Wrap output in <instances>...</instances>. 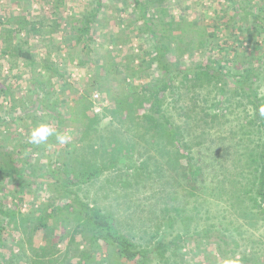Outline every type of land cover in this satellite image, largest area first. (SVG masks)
<instances>
[{
	"label": "rangeland",
	"instance_id": "rangeland-1",
	"mask_svg": "<svg viewBox=\"0 0 264 264\" xmlns=\"http://www.w3.org/2000/svg\"><path fill=\"white\" fill-rule=\"evenodd\" d=\"M96 1L0 0V130L3 131V137L12 146L19 139L24 144L20 155L29 157L28 160L37 168L45 162L62 161L72 150L78 152V157L85 158L86 155L88 159L100 160L104 155L103 148L111 140H119L120 144L113 145L116 155L122 156L123 163L93 182L81 184L74 189L92 205L113 211L119 229L142 247L154 248L158 241L168 242L178 233L186 235L180 242L178 254L169 249L166 252L167 260L155 257L151 264H180L182 260L184 264L211 263V260L204 261V256L205 251L214 253L216 249L213 245L207 243L199 248L196 242L185 240L192 233L196 235V229L204 233L205 229L210 228L212 235L215 232L211 228L212 224L229 227L232 237L240 244L232 245L236 247L237 258L247 253L250 258L258 257L261 264H264V219L257 221L241 217L239 207H230L227 197H216L209 190L210 186L219 183L222 175L235 177L236 170L240 172L246 169L249 162L245 147L248 148L249 132L254 131L249 125L251 109L246 99L237 92L227 90L229 93L224 95L220 109L215 102L218 89L212 85L180 89L175 96L166 93L164 110L184 135L183 145L187 148L185 155L190 154L195 161L202 160L207 167L204 166L205 180L199 183L207 188L203 194L194 191L200 197L185 188V179L174 170L178 158L177 148L167 143L164 136L155 140L144 127H132L118 120L112 121L110 116H106L96 130L84 137L81 124L67 120L69 116H66L64 122H59L50 118L46 110L35 109V102L40 97L49 100L59 98L61 111L71 113L83 90L98 73V65L103 60L97 57L101 53L107 55L109 51L117 64L112 65L120 68L118 75H126L123 64L125 58L131 57L132 64L140 68L141 72L128 71V81L137 85L160 82L159 71L149 67L154 40L145 30L140 11L134 9L129 0H102L103 5L94 19L95 42L91 50L95 51H92L91 57L85 51L84 42H75L78 25L83 23L81 19L93 12ZM244 4L251 5L256 11L257 7H264V0H245ZM232 12L228 0H165L162 6H151L149 11L157 23L161 18L174 21L169 39L175 48V55L186 47L192 48L191 41H195L193 48H189L180 59L185 65L207 60L210 57L209 51L215 58L224 53H242L243 50L252 53L251 41L244 40L241 43L244 34L229 29L223 23ZM57 18L61 20V25ZM193 21L199 22V25L190 24ZM204 25H208L206 35L202 37L205 44L199 46V30ZM160 26L163 31V25ZM8 28L16 29L12 32L11 41ZM261 42L259 52L262 53L264 34ZM7 45H10L8 49ZM19 48L31 52L36 61L35 66L28 59L14 54ZM175 55L172 54L176 59ZM44 65H57L62 69L60 71L66 69V73L63 78H52ZM234 67L241 69L242 64L238 63ZM118 75L114 76L115 83ZM37 78L44 81L50 78L52 86L48 94H44L46 91L35 90ZM260 93L264 95V72ZM92 98L96 111L104 112L113 107L111 96L105 91L94 88ZM216 115L219 117L213 122L212 118ZM40 124L50 125L55 132L46 142L29 150L25 145L32 144L31 132ZM56 134L67 135L70 140L61 144L54 136ZM90 143L93 148H89ZM184 157L179 163L186 164L187 157ZM129 159L134 166L125 165ZM225 185L230 187L231 183ZM0 186L4 208L9 213H22L34 222L49 205L51 198H54L53 204L58 200V197H52V190L46 185L42 189L17 193L16 183L6 178L0 181ZM176 209L180 210V215ZM64 212L47 220L49 228L41 226L33 231L27 228L16 230L12 224H7V216H1L0 221L8 228L0 244V264L74 263L77 260L75 255L85 250V231L75 233L74 222L69 226L60 222ZM187 216H191L190 219ZM102 264L111 263L106 261Z\"/></svg>",
	"mask_w": 264,
	"mask_h": 264
},
{
	"label": "trees",
	"instance_id": "trees-1",
	"mask_svg": "<svg viewBox=\"0 0 264 264\" xmlns=\"http://www.w3.org/2000/svg\"><path fill=\"white\" fill-rule=\"evenodd\" d=\"M129 1L132 3L134 9L140 11L141 18L144 19L145 30L154 40V49L151 51L149 67H155L159 71L160 82L152 85H137L128 81V71L133 73L138 70L141 72L140 68L132 64L131 57L125 58L126 62L123 64L126 75H118L120 68L112 65L115 63L112 60L114 57L109 51L107 55L101 53L97 57L98 60H103L98 65V73L92 78L88 87L83 90L77 101V105L73 107L74 109L71 113L61 111L58 104L60 102L59 98L49 100L47 97H40L35 102V109L41 108L46 110L50 118L59 122H64L66 116H69L67 120L72 123L78 122L81 124L84 137L88 136L93 130H96L101 120L106 116H110L112 121L118 120L119 123L132 127H144L151 132L155 140L158 137L162 138L164 136L167 139V143L177 148L176 153L178 154V158L175 161L176 165L173 166L174 170L185 179V183L187 184L185 188L191 190V194L200 197L194 191L197 190L203 194L204 189L207 188V186H200L199 184L205 180L206 166L202 160L195 161L192 160L190 154L185 155L187 148H184V135L180 131V128L174 125L170 116L164 110L166 93L175 96L180 89H197L212 85L218 89L217 101L215 102L217 108L220 109L219 105L222 103L224 95L229 93L227 90L235 91L239 96L246 99L251 109L249 112V125L254 131L249 132L248 148L245 147L249 155V162L246 169H242L240 172L236 170L235 177H231L232 175H222L219 183L215 186H210L209 190L216 197L225 199L227 197L229 199L228 202L231 203L230 207H239L241 209V217L247 220L256 219L257 221L264 219V115L260 113V108L264 106V95L260 93L264 72V51L262 53L259 52L262 46L261 38L264 34V14L262 13L264 7H257L255 11V8L251 5L244 4L245 0H228L233 12L223 23L229 29L237 30V32L244 34L243 40L240 41L241 43L244 40L251 41L253 44L251 54L243 50L242 53L235 52L234 55L224 53L223 55L221 54V58H215L212 52L209 51L210 57L207 60L198 61L194 65H185L180 62V59L189 48H193L195 41H191L192 48L186 47L175 55L173 51L175 48H173V43L169 39L172 34L174 21L161 18L157 23L152 19L153 14L149 13L151 6L159 8V6L165 3V0ZM96 4L93 12L85 16V19H81L83 23L78 25V32H76L74 38L76 43H85V51L88 52L89 57L92 56V51L93 53L95 51V49L91 50L92 44L95 42L94 19L98 16L103 2L102 0H97ZM57 19L61 25V20ZM193 23L199 25L197 21H193L190 24ZM160 25H163V31L159 28L161 27ZM207 26L204 25L199 30L201 34L198 41L199 46L205 44V40L202 37L206 35ZM7 30L9 41H11L13 38L12 32L16 31V29L8 28ZM215 35L217 36V34ZM9 46L7 45L6 49ZM220 48L225 49V47ZM14 54L28 59L32 66L36 65L35 58L29 50L19 48L17 51H14ZM172 54L176 56V59ZM238 63L242 64L241 69H235L234 65ZM44 66L52 78H63L66 73V69L60 71L62 69L57 65ZM116 75L118 76L115 83L114 76ZM37 83L38 85L35 90L46 91L44 94L50 92L52 86L50 78L47 81L37 78ZM231 86L234 87L231 89ZM113 87H115L116 91H114ZM94 88L99 91H105L111 96L112 108L103 110L104 112L95 110L92 98ZM142 109L144 111L140 112ZM217 116L212 118L213 122ZM111 142L112 140L107 146L104 145V155L100 160L88 159L86 155L85 158L82 156L78 157L76 155L78 152L72 150V153L67 155V157L65 156L62 161L58 160L54 163L45 162L37 168L28 160L29 157H22L20 155L24 144L18 139L16 144L10 145L5 137H3V131L0 130V181L7 178L15 182L17 185L15 186V192L17 193L32 189L36 190L37 188L42 189L46 185L49 190H52V197H58L57 202L54 203L55 205L53 204L54 198L50 199L49 205L45 207L43 213L34 222L22 213H9V210L4 208L0 196V217L7 216V224H12L16 230L27 228L29 231H33L34 229H39L41 226H44L46 229L49 228L50 223H46L47 220L50 221L52 217L60 216L61 214L59 213L65 210L60 222L67 226L74 222L75 233L79 230L85 231V250L82 249L75 255L77 260L74 263L72 261L69 263L68 261L66 264H102L103 262L106 263V261L111 264L122 262L124 264H151L155 257L159 260H167L166 252L169 249L178 254V251L181 249L180 242L183 238H186L184 237L186 235L178 233L174 239L168 242L158 241L154 248L142 247L119 229L117 218L113 211H107L101 207L92 205L82 199L77 190L74 189V187L81 184L86 185L93 182L106 172L113 170L123 163L122 156L116 155L117 152L113 145V143L120 144V141ZM37 145L32 143L25 145V147L27 146L29 150H32ZM122 146L124 147L121 144ZM93 147V144L90 143L89 148ZM188 153L190 152L188 151ZM184 156L187 157L186 164L179 163L181 158H185ZM127 163L125 165L129 167L135 165L130 159ZM135 168L138 169L137 166ZM226 169L229 168L226 167ZM227 183H231L230 187L225 185ZM244 203H247L246 206H243ZM176 210L178 215H180V210ZM190 217L187 216L189 219ZM211 226L215 230L212 235L213 231L210 228L205 229L204 233L196 229L194 231L196 235L192 233L185 240L187 242H196L199 248L207 243L215 247L214 253L205 251L204 261L208 262L211 260L209 264H225L226 260H232L235 264H241V262H245L246 264H261V260L258 257L250 258L247 253L237 258L236 247L233 248L232 245L239 246L240 244L232 237L229 227L225 225L218 227L214 224ZM7 228L8 226L0 221V244ZM103 249L105 250L104 252L98 253ZM183 262L182 260L181 263Z\"/></svg>",
	"mask_w": 264,
	"mask_h": 264
},
{
	"label": "clouds",
	"instance_id": "clouds-1",
	"mask_svg": "<svg viewBox=\"0 0 264 264\" xmlns=\"http://www.w3.org/2000/svg\"><path fill=\"white\" fill-rule=\"evenodd\" d=\"M261 115H264V106L260 108ZM55 130L48 124H40L36 127L30 136V142L34 144H41L47 141L48 137L53 135ZM56 139L59 143L64 144L70 140V137L63 134H56ZM225 264H235L232 260H226Z\"/></svg>",
	"mask_w": 264,
	"mask_h": 264
}]
</instances>
